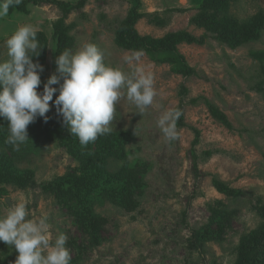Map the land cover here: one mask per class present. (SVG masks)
<instances>
[{
	"label": "rangeland",
	"instance_id": "1",
	"mask_svg": "<svg viewBox=\"0 0 264 264\" xmlns=\"http://www.w3.org/2000/svg\"><path fill=\"white\" fill-rule=\"evenodd\" d=\"M26 11L12 9L0 18V61L7 59L5 39L20 26L31 25L43 34L48 40L43 63L33 60L43 67L38 93L57 74L50 40L53 25L62 20L69 39L66 49L75 52L85 43L95 44L106 65L125 74L137 69L150 74L157 94L141 114L126 99L116 105L111 154L101 157L96 168L99 175L125 172L109 192L114 201L100 197L77 213L46 191L79 164L57 145L49 129L36 127L42 125L37 121L28 125L29 140L19 150L0 146V161L4 164L6 157L18 172L15 181L7 169L0 172V217L21 202L29 213L26 219L46 215L52 242L60 233L68 237L70 264H236L240 240L264 222V61L259 60L264 55V20L258 40L240 47L223 42L222 33L225 21L250 24L260 14L264 18V0H230L225 10L213 0H55L28 4ZM134 13L139 15L133 25L139 37L162 39L183 31L194 38L176 46L191 75L176 73L173 62L156 63L146 52L117 44ZM196 17H212L214 25L196 26ZM135 52L143 54L126 59ZM205 100L225 115L230 128L211 117ZM49 104L46 114L52 115ZM165 110H179L184 125L176 126L172 141L157 127ZM90 153L98 163L94 147ZM213 179L226 185L231 196L219 193ZM218 203L231 212L222 241L197 249L193 231L208 223L209 208ZM17 255L14 246L0 242V264H14ZM241 257V264H249Z\"/></svg>",
	"mask_w": 264,
	"mask_h": 264
},
{
	"label": "clouds",
	"instance_id": "2",
	"mask_svg": "<svg viewBox=\"0 0 264 264\" xmlns=\"http://www.w3.org/2000/svg\"><path fill=\"white\" fill-rule=\"evenodd\" d=\"M19 3L20 0H0V18ZM4 46L7 59L0 61V117L8 122L5 143L15 150L29 140V124L37 117L47 122L50 101L69 133L86 146L113 131L111 122L121 99L141 114L153 104L157 94L150 74L141 69L125 74L106 65L104 52L91 43L83 44L75 52L65 49L59 54L55 60L57 74L51 75L38 93L43 67L33 62L42 49L36 29L20 26L5 39ZM142 54L135 52L126 59H138ZM180 115L179 110H165L159 116L157 127L165 140L177 138L176 122ZM28 214L26 204L21 202L0 217V242L14 246L18 253L14 264H70L71 256L65 247L67 235L60 233L52 242L48 217L26 219Z\"/></svg>",
	"mask_w": 264,
	"mask_h": 264
},
{
	"label": "trees",
	"instance_id": "3",
	"mask_svg": "<svg viewBox=\"0 0 264 264\" xmlns=\"http://www.w3.org/2000/svg\"><path fill=\"white\" fill-rule=\"evenodd\" d=\"M55 2V0H20V3L16 6H13L9 9V13L12 12V9L18 12L26 13V6L28 4H37L39 2ZM230 0H213V4L219 10H225L227 4ZM68 6V5H66ZM202 14V13H201ZM204 16V15H203ZM208 16V15H206ZM139 17L137 13L131 15V19L128 23V28L123 30L117 38V44L122 48H128L134 51H143L148 54L156 63L161 62H173V70L185 77H188L192 74V70L187 67L184 59L176 51V46L180 43H192L194 38H192L186 32H178L175 34H168L162 39H152L151 37L144 36L139 37L136 35L135 30L133 29L134 22ZM263 15L260 14L252 19L251 23H239L238 21H225V25L222 33V41L227 43L230 47H240L247 43L258 40L259 32L262 29ZM214 20L212 17H204L202 20H199L197 17L192 19V23L199 27L212 28ZM221 25L223 21H220ZM37 40L39 41L40 55L37 58H40L43 63L45 57V50L48 45V40L41 33H37ZM69 41L66 35V29L62 22L59 20L53 25V34L51 36L50 44L53 45L54 57L56 58L61 54L67 46ZM55 42V43H54ZM52 47V46H51ZM257 56V55H256ZM35 57H33L34 60ZM260 61H264V55L259 56ZM40 64V65H41ZM56 66V64H55ZM52 87H58V85H53ZM184 90V89H183ZM184 90L183 92H185ZM53 96L55 100L56 95ZM194 103L196 102L193 101ZM207 110L212 118L220 122L222 125L230 128V124L225 117V115L214 105L210 104L208 101H204ZM52 115L46 114L48 117L47 122L43 118L37 117L34 121L36 126L37 121L39 124L36 127L40 130H50L52 138L55 139L57 145L65 147L67 152L71 157H74L79 166L76 168V171L73 174H67L64 177L58 179L59 182H53L46 187L47 192L55 193L56 198L60 205H62L67 211L72 210L79 213L80 210L87 205L93 204L100 197L104 198L110 202L114 201V197L111 199L109 197V192L112 190L113 182L117 179H120L122 173L119 174H103L99 175L96 172V168L100 165V158L106 157L111 154V137L112 132L106 135L98 136L95 142H90L86 146H82L78 139L71 135L67 128L62 123V117L57 115L55 107H52ZM7 121L0 117V146H6L10 152L11 146L6 144L5 141L8 136V126ZM32 124V123H31ZM47 126V127H46ZM177 127L184 126L179 119L176 122ZM50 127V128H49ZM49 135V134H48ZM198 141V132L196 131V138L194 144ZM91 147H94L97 155H100L98 163L93 159L94 154H91ZM206 155H209L206 153ZM195 157V156H194ZM6 159V162L3 164V161H0L1 170L7 169L9 172L10 180H16L18 177V172L12 168V163ZM99 169V167H98ZM27 175H30L31 172H27ZM73 175V177H71ZM67 184V187L64 184ZM212 186L219 192L227 196H231V190L221 182L216 179H213ZM116 199V193L114 192ZM262 218L264 221V205L261 209ZM211 214L208 223L196 231H193L194 242L198 245H194L195 248H200L201 245L205 242H221L222 231L226 225H228V219L231 215V212H228L226 206L222 203L216 204L215 207L209 208ZM255 240V241H254ZM260 241L259 245L255 246L254 242ZM238 259L236 264L242 263L241 254L246 258L245 261L249 264H264V222L259 225L258 229L252 231L249 234V237H243L238 244Z\"/></svg>",
	"mask_w": 264,
	"mask_h": 264
}]
</instances>
